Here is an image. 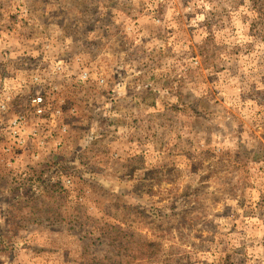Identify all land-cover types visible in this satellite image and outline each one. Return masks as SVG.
I'll return each instance as SVG.
<instances>
[{"label": "rangeland", "instance_id": "obj_1", "mask_svg": "<svg viewBox=\"0 0 264 264\" xmlns=\"http://www.w3.org/2000/svg\"><path fill=\"white\" fill-rule=\"evenodd\" d=\"M0 264H264V0H0Z\"/></svg>", "mask_w": 264, "mask_h": 264}, {"label": "built area", "instance_id": "obj_2", "mask_svg": "<svg viewBox=\"0 0 264 264\" xmlns=\"http://www.w3.org/2000/svg\"><path fill=\"white\" fill-rule=\"evenodd\" d=\"M30 107L34 113V116H38L40 118H47V119H54L57 115H59V112L56 110H51L48 106V102L45 98V96L41 93H38L34 95L30 99ZM23 121H26L24 117H18L13 122L14 127V133H19V128H21L25 123Z\"/></svg>", "mask_w": 264, "mask_h": 264}]
</instances>
